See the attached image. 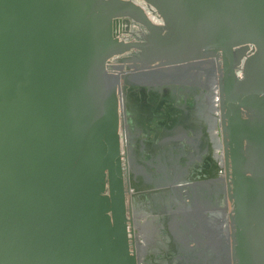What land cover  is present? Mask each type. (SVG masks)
Segmentation results:
<instances>
[{
	"label": "water",
	"instance_id": "1",
	"mask_svg": "<svg viewBox=\"0 0 264 264\" xmlns=\"http://www.w3.org/2000/svg\"><path fill=\"white\" fill-rule=\"evenodd\" d=\"M184 64L240 188L209 262L264 264V0H0V264H142L122 74Z\"/></svg>",
	"mask_w": 264,
	"mask_h": 264
},
{
	"label": "flooded vegetation",
	"instance_id": "2",
	"mask_svg": "<svg viewBox=\"0 0 264 264\" xmlns=\"http://www.w3.org/2000/svg\"><path fill=\"white\" fill-rule=\"evenodd\" d=\"M212 87L200 74L122 90L123 159L142 264H213L209 251L237 209L240 188L224 158L219 121L214 127Z\"/></svg>",
	"mask_w": 264,
	"mask_h": 264
},
{
	"label": "bare ground",
	"instance_id": "3",
	"mask_svg": "<svg viewBox=\"0 0 264 264\" xmlns=\"http://www.w3.org/2000/svg\"><path fill=\"white\" fill-rule=\"evenodd\" d=\"M186 67H187V65H185V64L184 65H173V66L164 67V68H162L160 70H156V71H134V70H132V68H129L122 74V90L125 87H131L127 84L128 80L136 79V78H142V77H146L148 80H156L158 85L168 84L170 81H172L171 80L172 78L174 80H177L181 75H184L183 72L185 70H187ZM192 72H194V70H192ZM179 74H180V76H179ZM181 83H179V84H181ZM172 84H175V83H172ZM144 86H147V84ZM214 121H215V125H214V127H215L219 121L216 107H214ZM227 229H228V225H226L225 229L222 232L223 233L222 236L225 240H228Z\"/></svg>",
	"mask_w": 264,
	"mask_h": 264
},
{
	"label": "built area",
	"instance_id": "4",
	"mask_svg": "<svg viewBox=\"0 0 264 264\" xmlns=\"http://www.w3.org/2000/svg\"><path fill=\"white\" fill-rule=\"evenodd\" d=\"M215 84H216V83H212V86H215ZM212 88H214V87H212ZM214 89H215V88H214ZM214 92H215V94H216L215 97L217 98V91L214 90ZM217 108H218V106H217ZM128 180H129L130 187H131L130 179H128ZM130 187H129V191L131 192L132 189H131ZM135 231H136V229H135ZM138 245H139V243H138ZM135 247H136V250H137L136 253L139 254L140 250L137 248V245H135Z\"/></svg>",
	"mask_w": 264,
	"mask_h": 264
}]
</instances>
